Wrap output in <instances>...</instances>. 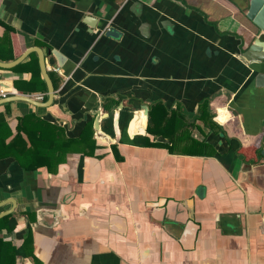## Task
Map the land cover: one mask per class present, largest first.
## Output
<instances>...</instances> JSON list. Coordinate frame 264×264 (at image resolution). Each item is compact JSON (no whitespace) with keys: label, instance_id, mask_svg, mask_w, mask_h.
I'll return each instance as SVG.
<instances>
[{"label":"crops","instance_id":"crops-1","mask_svg":"<svg viewBox=\"0 0 264 264\" xmlns=\"http://www.w3.org/2000/svg\"><path fill=\"white\" fill-rule=\"evenodd\" d=\"M249 5L0 0V36L6 26L12 29L14 59L31 47L64 57L61 67L48 64L53 105L0 104L13 134L20 117L34 113L75 136L96 110L110 114L108 99L118 101L115 135L94 126V155L69 153L54 173L45 166L29 170L12 154L0 157V213L11 211L6 215L17 220L12 231L0 228V239L21 247L31 234L43 264H264V86L256 83L264 62L242 56L264 32L247 18ZM0 73L9 95L44 101L37 98L43 91L24 90L31 70L0 67ZM131 99L140 103L135 132L145 133L138 135L148 134L154 105L193 122L207 100L224 132L201 119L190 126L193 138L213 147L212 155L121 142V110L132 107ZM229 138L241 144L238 151ZM3 255L1 264H14ZM15 264L35 262L17 255Z\"/></svg>","mask_w":264,"mask_h":264},{"label":"trees","instance_id":"trees-1","mask_svg":"<svg viewBox=\"0 0 264 264\" xmlns=\"http://www.w3.org/2000/svg\"><path fill=\"white\" fill-rule=\"evenodd\" d=\"M6 30V33L0 36V59L11 60L14 59L10 37L12 29L6 26ZM11 69L31 70L32 77L26 83L25 92L43 91V100H47V85L41 76V69L36 53L31 55L30 60L22 61ZM16 88L20 89L18 86ZM106 103L110 114L102 120V129L114 136V109L118 101L108 99ZM108 104L110 105L108 106ZM131 104L132 107H124L121 110V142L142 146H168L169 150L173 153H180L177 151H182V153L192 155H212L214 152V149L212 150L213 147L205 141L193 138L189 130L190 126L194 125L196 120L201 119L205 122L206 126H210L217 132H224L222 127L213 120L212 114L209 111V101L207 100L201 104L200 114L194 118L193 122H188L187 118L179 110L169 113L162 104H156L152 107L149 112L147 132L155 136L168 138L171 144L151 140L148 135L137 134L133 138H130L127 132L128 124L133 117L134 110L140 108V103L135 99H131ZM8 108L9 104H7V110ZM94 120V116L89 117L87 121L83 122L82 130L78 135L68 136L64 128L58 123L50 122L34 113H28L20 117L17 132L13 134L8 127L6 113H0V157L12 154L23 167L29 170L45 166L50 172L54 173L58 170V166L65 162L69 153L94 155L95 149L98 147L94 138ZM10 136L12 138L8 143H5ZM229 142L232 149L237 151L240 149L241 144L237 140L229 138ZM182 143L186 145L183 149L179 148ZM113 148L116 150V146ZM2 226H5L8 231H12L17 226V220L13 215H6L0 218V228ZM31 242V234L26 237L21 247H13L8 241L0 239V259L5 257L3 254H7L15 264L17 255H20L32 257L35 264H43L35 256Z\"/></svg>","mask_w":264,"mask_h":264},{"label":"water","instance_id":"water-1","mask_svg":"<svg viewBox=\"0 0 264 264\" xmlns=\"http://www.w3.org/2000/svg\"><path fill=\"white\" fill-rule=\"evenodd\" d=\"M247 18H249L261 31L264 32V0H250V5L248 8V11L246 13ZM37 52L38 58H39V65L41 69L42 76L46 82L47 85V100L45 101H38L37 99H34L30 95H24V94H11L6 97L0 98V104L7 103L10 101H16V100H23L30 102L38 107H50L53 105L55 100V86L54 83L50 77L49 73V66H63L64 63V57L60 56L59 52L52 49L47 52V55L41 50L39 47H31L28 50H26L21 56L14 60L10 61H2L0 60V67L3 69H11L14 66H16L18 63L22 62L31 52ZM49 56V57H48ZM242 56L252 62H264V40L261 37L255 38L254 42L242 52ZM49 64V66H48ZM3 78V74L0 73V81ZM256 83L258 86H264V72L260 71L256 75ZM6 86L5 84H3ZM0 86L1 82H0ZM4 86H2L4 88ZM141 109L144 111V113L148 116L149 108L147 105H142ZM109 116L108 113H101L98 110H96V118L94 121V126L97 131L100 133H103L104 131L100 129V120L104 119L105 117ZM139 118V113L135 112L133 114V117L131 118L127 131L131 137L137 135V134H144L145 130H141L140 132H135V126L136 122ZM149 135V133L147 134ZM11 211H5L3 213H0V218Z\"/></svg>","mask_w":264,"mask_h":264},{"label":"built area","instance_id":"built-area-1","mask_svg":"<svg viewBox=\"0 0 264 264\" xmlns=\"http://www.w3.org/2000/svg\"><path fill=\"white\" fill-rule=\"evenodd\" d=\"M53 70H54V71H57V72L60 71L59 67H53ZM9 94H10V93H9L6 89H4V88H0V98H1V97H6V96H8ZM37 98L43 100L44 95H43V94H40V95H38Z\"/></svg>","mask_w":264,"mask_h":264}]
</instances>
